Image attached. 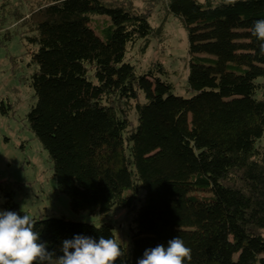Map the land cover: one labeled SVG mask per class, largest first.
Masks as SVG:
<instances>
[{
    "label": "trees",
    "instance_id": "16d2710c",
    "mask_svg": "<svg viewBox=\"0 0 264 264\" xmlns=\"http://www.w3.org/2000/svg\"><path fill=\"white\" fill-rule=\"evenodd\" d=\"M164 1L186 33L190 99L174 95L162 66L138 74L124 62L127 46L163 36L150 11L49 0L17 15L15 28L36 47L27 129L70 211L104 220L32 218L35 230L58 257L64 240L119 232L130 254L121 247L117 264H137L176 237L191 249L185 264H264V56L251 35L264 0ZM93 16L110 21L104 41L89 28ZM18 187L0 184L1 208L22 215ZM113 209L120 219L107 220Z\"/></svg>",
    "mask_w": 264,
    "mask_h": 264
},
{
    "label": "rangeland",
    "instance_id": "374dc122",
    "mask_svg": "<svg viewBox=\"0 0 264 264\" xmlns=\"http://www.w3.org/2000/svg\"><path fill=\"white\" fill-rule=\"evenodd\" d=\"M202 3L204 0H197ZM110 9L128 7L131 2L141 12L150 11L149 25L157 28L164 25L161 37L151 38L148 48L139 42L127 46L124 62L142 74L158 64L168 73V82L174 95L190 99L187 92L188 42L185 30L178 20L167 16L164 0H101ZM229 0H213L216 6ZM49 4V0H0V184L19 185L14 188L12 202L23 213L33 219H63L71 222L88 223L95 227L103 224L98 215L74 214L69 209V199L58 192L53 177L52 164L40 143L28 131L26 116L36 103L29 87V77L34 67L29 53L36 47L29 46L21 36L24 29L15 28L17 15H28ZM126 7V8H127ZM110 21L106 17L93 16L89 28L104 41ZM24 37H29L25 35ZM4 200L0 194V210ZM23 206V207H22ZM22 208V209H21ZM113 209L107 220L120 219L121 214ZM113 213H115L113 215ZM116 239L125 254H130V243L119 232Z\"/></svg>",
    "mask_w": 264,
    "mask_h": 264
},
{
    "label": "clouds",
    "instance_id": "9594fccd",
    "mask_svg": "<svg viewBox=\"0 0 264 264\" xmlns=\"http://www.w3.org/2000/svg\"><path fill=\"white\" fill-rule=\"evenodd\" d=\"M251 35L258 42L259 54L264 56V19L254 21ZM59 251L62 252L59 257L55 251H48L30 215L0 210V264H117L123 255L115 238L103 236L97 242L91 237L77 235L64 240ZM186 260H191V249L176 237L166 248L157 245L145 250L137 264H185Z\"/></svg>",
    "mask_w": 264,
    "mask_h": 264
}]
</instances>
